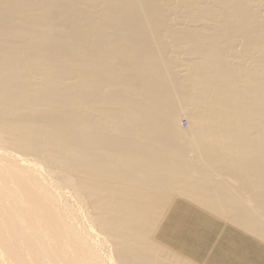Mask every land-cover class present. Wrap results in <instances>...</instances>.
Instances as JSON below:
<instances>
[{
    "label": "bare ground",
    "instance_id": "obj_1",
    "mask_svg": "<svg viewBox=\"0 0 264 264\" xmlns=\"http://www.w3.org/2000/svg\"><path fill=\"white\" fill-rule=\"evenodd\" d=\"M0 264H264V0H0Z\"/></svg>",
    "mask_w": 264,
    "mask_h": 264
},
{
    "label": "rangeland",
    "instance_id": "obj_2",
    "mask_svg": "<svg viewBox=\"0 0 264 264\" xmlns=\"http://www.w3.org/2000/svg\"><path fill=\"white\" fill-rule=\"evenodd\" d=\"M180 125L182 126V128H187V127H189V125H190V120L187 118L186 119V117H181V119H180Z\"/></svg>",
    "mask_w": 264,
    "mask_h": 264
}]
</instances>
